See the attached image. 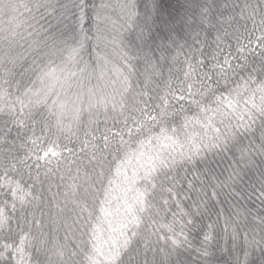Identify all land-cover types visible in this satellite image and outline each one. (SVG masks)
Returning a JSON list of instances; mask_svg holds the SVG:
<instances>
[{
	"label": "snow or ice",
	"instance_id": "1",
	"mask_svg": "<svg viewBox=\"0 0 264 264\" xmlns=\"http://www.w3.org/2000/svg\"><path fill=\"white\" fill-rule=\"evenodd\" d=\"M185 3L0 0V264H264V0Z\"/></svg>",
	"mask_w": 264,
	"mask_h": 264
},
{
	"label": "trees",
	"instance_id": "2",
	"mask_svg": "<svg viewBox=\"0 0 264 264\" xmlns=\"http://www.w3.org/2000/svg\"><path fill=\"white\" fill-rule=\"evenodd\" d=\"M171 3L173 5L172 9V15L169 17L168 12L160 13L158 12L155 7L152 5V0H148L149 4V11L148 15L150 17V24H151V34L152 35H159V28L161 26L162 18L170 20L171 23L175 25V27L179 30L180 35H183L184 26L182 22V18L186 15V8L187 5L185 3V0H171ZM134 39V34L133 37ZM221 254L217 253V264H223V261L219 260V256ZM259 255V253H257Z\"/></svg>",
	"mask_w": 264,
	"mask_h": 264
}]
</instances>
